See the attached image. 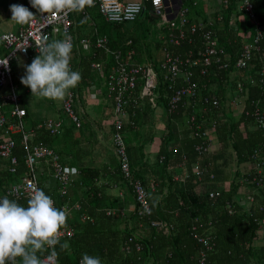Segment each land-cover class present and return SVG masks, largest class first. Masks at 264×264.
<instances>
[{
    "label": "trees",
    "instance_id": "1",
    "mask_svg": "<svg viewBox=\"0 0 264 264\" xmlns=\"http://www.w3.org/2000/svg\"><path fill=\"white\" fill-rule=\"evenodd\" d=\"M250 2L263 33L259 49L254 52L251 60V69L235 72L232 68L211 67L209 76H200L198 73L200 68L194 69L196 81L206 86V91L200 89L197 101H200L201 97L205 95L216 96L220 102L223 98L226 100V92L234 88L236 79L243 81L245 74L256 77L257 71L264 67V0H250ZM141 4L143 12L135 22L131 23L132 28H129L127 24L107 23L97 11L91 17L92 21L87 19V22L81 23L83 20L81 16L77 15L75 22L78 27L86 24L90 29L89 35H106L110 41L109 45L114 51L120 50L125 54L128 50L133 49L136 56L133 57L132 62L150 66L158 77L155 103L165 110L167 124L165 126L166 135L163 136L157 161L151 165L142 162V165H139L143 148L154 138V134L150 130L154 109L149 98H142L139 106L135 109H131L133 105L131 106L127 123L122 130L123 136H125L124 133L128 134V137H124V139L126 140V151L133 174L131 181L140 180L146 188L149 195L151 217L149 219L139 218L136 203L133 212L122 214L118 210L117 198L105 193L110 188L105 190L103 189L105 186H99L98 181L103 178L102 175H108V181L112 185L117 184L120 189L129 190L133 197L129 183L122 180L117 160L112 173H108L107 168H78V175L69 188L68 194L64 197L58 193L56 183L55 189L52 190L41 186L38 179L40 188L53 199L56 208L60 209L61 206L67 205L70 209V214H67V226L72 228L74 235L67 241H60V243L67 242L70 245L67 250H61L59 245L56 246L58 260L62 264H79L82 255L87 253L90 256H98L102 264H198L203 248L198 244L195 236L203 237L210 233L214 237V246L206 253L204 264H264V241L258 240L256 224L264 218V186L258 188L253 182V177L257 171L254 174L250 169L247 173L248 167L245 170L239 167L250 160L255 150L264 156L263 133L261 130L253 128L251 118H246L244 114L240 115L237 120L234 119V116H230L227 121H222L223 114L229 110L222 103V114L220 118L218 117L219 124L215 132L219 148L215 149L216 151L213 150L212 153L214 155L221 152L220 157L217 158L223 159V167L229 162L233 168H236L232 171L231 183L226 187L218 188L213 197L209 195L208 191H202L198 188L197 179L192 174L180 184L181 186L174 183L172 175L167 170L170 163L176 165L184 163L188 173H193L191 165L195 162H199L201 165L206 164L205 161L210 153L200 157L201 160H199L194 152V146L198 140L191 137L182 138V136H188L190 130L186 129L185 125L178 124L184 117L181 110L173 112L169 110L168 101L172 91L169 89L168 83L163 81L160 65L164 49L182 56H185L189 51L195 55L201 44L197 35L190 37L191 42L185 40L180 47L168 46L167 40L154 45L148 44L146 35L148 31L141 28L140 24L144 20L146 23H150L152 8L147 0ZM225 6L227 7L223 8L219 14L214 15L211 20L215 22V35L222 51L221 58L223 60L229 59L232 62L238 56L243 45L249 41V38L242 35L240 27L245 26L250 31V35H254L255 27L243 11L237 12L235 22L229 23V13L231 10L234 11L237 6L232 2L222 3V7ZM193 10L195 11V8ZM218 15H221L223 24H219L217 21ZM202 21L206 20L203 19ZM128 41H131L130 46L127 45ZM77 43L78 41L74 43L78 55L75 66L81 73V81H85L87 76L99 75L104 84L105 74L108 70L99 73L93 71L91 65L95 62L107 63L112 60V57L105 56L103 52L83 51ZM152 47L159 51L156 52V56H148V61L137 58L138 49L147 50L151 54L149 50ZM4 52L5 50L0 46V56ZM139 90L140 88H137L138 92ZM136 96L138 95L136 94ZM252 102L253 106L264 110V92L257 87L248 85L247 110H251ZM20 106L23 108L21 102ZM75 109L77 112L76 105ZM26 117L27 113L23 119L24 128L27 131H33L28 140V146L40 141L48 144L53 138L67 134L69 129L66 127H74L70 122V125H67L66 121L62 134L52 137L45 129H37V125L43 121L28 129L24 122ZM207 117L215 118L216 112L208 113ZM145 127L148 129H144ZM11 139L15 142L12 156L17 159V171L15 174H11L9 162L0 157V196L4 195L5 189L26 170L24 163L26 149L22 143V135L13 134ZM52 149L54 148L52 147ZM227 150H230V153H227ZM183 156H186L187 162L183 161ZM160 157L165 158L161 163ZM61 163L64 166L62 159ZM211 164H213L212 161ZM146 165L151 169L153 175H157V179H154L152 184L153 191H151L149 180L143 178L144 173L141 171L142 166L145 167ZM41 166H45L52 174L50 167L41 161L36 166L37 175ZM211 168L210 171L213 173H209L215 176L214 180L221 181L225 173L214 169L213 166ZM146 172L148 173L147 170ZM242 181L246 184L248 195L253 197V202L248 203L247 208L240 206L239 199L242 197L244 200L246 199V194L240 193ZM156 183H158L157 187L159 188H155ZM111 184L107 183V187H112ZM70 192H74L75 199H71ZM19 204L26 207L27 201L19 202ZM228 204L234 207L235 213L232 215L226 211ZM75 205H79L80 209L74 210ZM109 211H112V214L107 215ZM83 217H87L89 220H83ZM151 221H160L164 223V226L151 227ZM135 244H139L141 250H136ZM37 255L42 260L46 252L43 255L39 253Z\"/></svg>",
    "mask_w": 264,
    "mask_h": 264
},
{
    "label": "built area",
    "instance_id": "2",
    "mask_svg": "<svg viewBox=\"0 0 264 264\" xmlns=\"http://www.w3.org/2000/svg\"><path fill=\"white\" fill-rule=\"evenodd\" d=\"M149 1L153 16L161 20V25L158 26L163 31L164 39L168 41V46L180 47L181 44L190 37L197 35L200 41V48L195 55L193 52H187L185 56L175 53L171 50L164 49L162 63L160 65L163 71V81L168 83L169 89L172 91L168 101L170 111L181 110L186 118L185 126L190 130L192 138L198 140L194 146V152L199 160L211 152L212 143L216 142L215 132L219 124L218 117L221 116V102L216 96L205 95L198 100L200 89L206 91V86L198 83L195 79L194 69L200 68V76H209L211 67H219V69L232 68L237 71H248L251 69V60L254 52L258 51L259 43L262 40V31L260 30V22L258 21L253 10L250 0H220L223 4L232 2L236 4V9L229 13V23L235 22L237 12L243 11L253 23L255 27L254 35H250V31H242V35L249 38V41L243 45L238 56L230 62L229 59L223 60L221 58V48L219 41L215 35L214 21L207 19L206 21H192L190 18L192 9L199 6L198 0H162V4L157 6L153 0ZM16 4L23 5L32 11L35 15L34 19L27 25H18L17 32H3L0 33V46L5 50L6 55L0 56V59L8 60V68L0 65V157L9 162L10 173L15 174L17 169V159L12 156V150L15 147V142L11 139L13 134L22 135V143L26 149L25 156V172L18 176L13 184H10L5 189V194L0 196H8L9 199H15L17 202L27 201L30 195V184L35 183L39 188L38 175L36 173V166L39 162H45L52 171V176L57 184V190L61 197L68 194L78 172H69L61 163L59 154L50 148L44 142H37L32 146H28L32 130L27 131L24 128L23 119L26 115V110L20 106V97L17 93L18 86L13 82V69L11 63L23 59L25 62H32L38 55L35 41L41 35H47L49 42L52 40H62L65 35L70 37L73 45L72 54L74 51V43L78 41V46L83 51H98L103 52L105 56L112 57L111 61L107 63L95 62L91 65L93 71L102 73L106 72L104 86L107 91V96L112 103V147L113 154L118 161L122 180L127 181L131 187L135 203L138 206L137 216L139 218L151 217V209L148 202V192L140 180L132 179L130 162L126 151V142L123 136V127L126 125L129 115V109L133 105L135 109L139 106L142 98H149L153 107H155L156 84L157 75L154 70L146 64H138L132 62L135 55L133 49L128 50L123 54L120 50L114 51L109 45V38L103 36H87L78 38L75 34L77 15L84 20L87 17L90 20L88 10L95 9L102 19L107 23L112 24H131L143 12L141 2H132L127 0H94V5L86 7L82 12H70L61 14L59 16L45 15L36 12L29 3V0H17ZM139 6L140 11L133 14V17L125 18L130 8ZM225 7H221L226 8ZM221 9V10H222ZM207 11V8L204 10ZM119 17V21L110 19V17ZM219 24H223L221 15L217 16ZM222 26V25H221ZM127 45H131L128 41ZM27 46L26 51H21L18 48ZM72 54L70 66L73 71H78L77 66L72 62ZM109 66L107 67V65ZM107 67V69H106ZM235 79V78H234ZM179 83V84H178ZM248 84L250 87H257L264 92V67L259 69L256 77L245 74L244 80L236 79V84L233 92L240 96L239 101H234L236 110L233 111L237 118L240 115H245L246 118H251L253 128L259 129L264 137V110L253 106L251 103V110L246 109V101L248 97ZM137 88H140L139 92ZM136 94L138 96H136ZM77 93L70 90L61 105V112L65 118H48L37 125V129H45L52 137H57L62 134L65 122H70L75 128L81 127L80 117L76 112L75 105L77 103ZM231 106V104H229ZM228 106V107H229ZM8 111L5 112V108ZM130 109V110H131ZM216 112V117H207L208 113ZM134 114V113H133ZM225 121V120H222ZM164 157H160V163L164 161ZM187 158L183 156V161ZM253 160L247 166V173L251 172L257 174L253 177V182L258 188L264 186V156L257 150L254 151L250 158ZM254 170V171H253ZM190 174H184V177H173V181L185 182ZM194 177L199 184L202 183L206 175L208 180L213 182L215 176L209 174L205 167L199 162H196L193 167ZM203 184V183H202ZM246 184L242 181L240 185V193L245 191L247 204L253 202V197L248 195ZM207 191V190H206ZM217 189L208 191L209 195L213 197ZM54 206L56 204L54 202ZM62 210L68 212L67 205L61 206ZM79 205L74 206V210H79ZM226 211L232 215L235 213L234 207L226 205ZM112 214L109 211L107 215ZM83 220H89L83 217ZM258 240L264 241V218L256 222ZM151 227H163L164 223L160 221H151ZM74 231L72 228L66 226L61 229L60 241H67L72 238ZM198 244L203 248L200 252L198 264H204L206 253L214 246V237L210 233L203 237L195 236ZM136 245V250H141L139 244ZM126 251V246H125ZM43 264H62L55 253L51 249L46 251V255L42 259ZM80 264V262H79Z\"/></svg>",
    "mask_w": 264,
    "mask_h": 264
},
{
    "label": "crops",
    "instance_id": "3",
    "mask_svg": "<svg viewBox=\"0 0 264 264\" xmlns=\"http://www.w3.org/2000/svg\"><path fill=\"white\" fill-rule=\"evenodd\" d=\"M127 1L144 2V0H127ZM198 2L200 3L202 2V5L199 9H195V11L191 12L190 18L192 21H199L197 19L194 20V18L192 19V17L200 14L201 11H202L201 14L203 16L205 13H207L209 8H211V12L209 15L206 14L205 16H212V15L214 16L221 12L222 2L220 0H198ZM1 5L2 3H0V6ZM206 8L207 11H204ZM88 13L90 14V21H92L91 17H93L96 14V10L90 9L88 10ZM157 19L158 18L153 16L152 13L150 14V19H149L150 23L156 22ZM127 26L129 28H132L131 24H127ZM158 29L160 30L159 27ZM89 32L90 29L86 24H82L79 27L77 25L75 27V34L77 35L78 38L91 36L89 35ZM164 40H166L164 39V34H161L155 40H151V41L148 40L147 43L150 45H154L157 44L158 42L163 43ZM149 51H151V54H149L147 50L138 49L137 58H143L144 61H148L149 60L148 56H156L157 55L156 52H159L158 49H156L155 47H152V49ZM134 56H136V52ZM77 58L78 55L76 54V50L74 48L72 54V62L74 65L77 64ZM19 60L13 63L15 66V71H13V82L15 85L19 83L18 85L21 86L22 85L20 83V78L22 77L21 75L22 73H25V66L29 65L30 63L25 62L23 59H19ZM101 78L102 77L99 75L96 76L94 75L93 77L87 76L85 81L84 80L81 81L77 87L72 89L73 91L76 90L78 96L76 107H77V113L80 116L81 127L77 129L75 127L68 126L66 127L67 129H69V132H67V134H65L62 137L53 138L47 144L50 148L53 147L57 151V153L60 154L65 168L72 173H73L72 171L73 169L75 170V172H78V168L81 167L107 168L108 173H112L114 171L113 168H115L116 166V162H115L116 158L113 154V147L111 141V132H112L111 125L113 121L112 103L107 95L106 97H101L103 93H105L104 84ZM22 86L25 88L24 85ZM30 93H31L30 89L27 88L25 90V94L30 95ZM18 95L20 97V102L22 103L23 108L26 110L27 113V117L24 120V122L26 123L28 129L31 128V126L40 123L48 118H59L61 116L60 113L51 116V114L48 113L50 111L48 107L45 108L43 114H38L35 111L34 113L31 114V111H29L28 109V104H32V103L29 101L27 103L24 96H22L20 93H18ZM49 102L50 101H45V100L38 101V103H42L45 106H47ZM153 109L154 110L152 113V120H151L152 127L150 128V130L153 132L154 138L149 144L145 145V147L143 148V153L141 154L139 165H142V163L151 165L154 164L155 161H157V156L161 151L163 136L166 135L165 126L167 124V114L165 113V110H163V108H160L157 105H155ZM226 114H229V116H227ZM226 114H223L224 118L222 120L227 121V119H229L230 116H234L235 120L238 119L237 115H235V113L231 112L230 110H228ZM185 121L186 118L182 117L181 121L178 124L185 125ZM66 124L70 125L69 122H67ZM148 127H145L144 129H148ZM124 135L125 138L128 137L127 133H124ZM183 137L192 138L190 132L188 136L185 135L182 136V138ZM218 148L219 147L217 141L212 143L210 154L212 153L213 150L215 149L217 150ZM210 154L207 156V159L205 161L206 164L203 165L206 171L208 173L212 172L210 170H212L211 167L213 166L214 169L218 171H223L225 173V176L221 181L214 180L213 182H210L208 180V175H206L205 176L206 178H204L202 181L203 184L198 183V188L202 191H206V190L210 191L213 189H218L221 187L228 186L232 180L231 179L232 171L236 170V168H233V165L230 164L229 162L228 164H226V166L223 167L222 165L224 164L223 159L217 158L220 157L221 152H218L214 155L213 153L211 155ZM211 161L213 164H211ZM184 162H187V159ZM194 164L191 165L192 170ZM148 165H146L145 167L142 166L141 171H143L144 173L143 178H147L149 180L151 191H153L154 188L152 187V184L154 179H157V175L152 174L151 169L148 168ZM184 165H185L184 163L180 165L179 164L176 165L175 163H170L167 170L170 173V175H172V178L176 176L184 177V174H192V173H188L187 168ZM146 170L148 171V173L146 172ZM102 176L103 178L98 181V184L100 187L105 186L103 188L105 190L107 188H110V190L107 189L105 193L109 194L111 197L117 198L118 200L117 202L119 206L118 210L122 214L133 212L135 208V202L130 191L122 188L120 189V186L117 184L112 185L108 181L109 178L108 175H102ZM38 179L41 182V186L52 190L55 189L56 186H55L54 178L51 172L45 166H41L40 169L38 170ZM107 183L111 184L112 187H107ZM174 183H178V185L182 184L181 182H177L175 180ZM157 186L158 183L155 184V188ZM70 193L72 195L71 199L72 200L75 199L76 197L74 196V192H70ZM244 193L245 191H242L243 195ZM239 200H240V206L243 208H247L246 207L247 203L244 201V198L242 197ZM68 213L70 214V209L68 210L67 214Z\"/></svg>",
    "mask_w": 264,
    "mask_h": 264
},
{
    "label": "clouds",
    "instance_id": "4",
    "mask_svg": "<svg viewBox=\"0 0 264 264\" xmlns=\"http://www.w3.org/2000/svg\"><path fill=\"white\" fill-rule=\"evenodd\" d=\"M159 6L162 0H153ZM36 12L59 16L70 12H82L94 5V0H29ZM11 20L18 25H27L34 13L20 4L10 5ZM137 5L130 8L125 18L139 12ZM119 21V17H110ZM87 22V17L81 23ZM35 46L38 55L25 66V75L20 83L29 88L32 96L52 101H63L70 89L77 87L81 73L70 66L73 45L70 37L49 42L47 35H41ZM26 51L27 46L18 48ZM0 65L8 68V60L0 59ZM75 172V170H72ZM27 206H22L8 196L0 198V264H43L40 256L49 249L55 253L59 245L67 250V242L60 243L61 229L67 226V212L54 206L53 199L35 183L30 184ZM80 264H102L98 256L82 255Z\"/></svg>",
    "mask_w": 264,
    "mask_h": 264
},
{
    "label": "rangeland",
    "instance_id": "5",
    "mask_svg": "<svg viewBox=\"0 0 264 264\" xmlns=\"http://www.w3.org/2000/svg\"><path fill=\"white\" fill-rule=\"evenodd\" d=\"M16 1L17 0H0V3H2V5L0 6V33L8 32V31L17 32L18 24L16 25V23L11 20V12L9 10L10 9V5L16 4ZM201 5H202V2L201 3L199 2V6H198L197 9H199L201 7ZM201 12H200V14L195 15L194 17H192V19L194 18V20L197 19L199 21H202L203 18H204V20H207V19H211L212 16H213V15L212 16H205L206 14L207 15L210 14L211 8H209L207 13H205L203 16H202ZM142 22L143 23L140 24V27L141 28H145L148 31V33L146 35H147L149 41L155 40L161 34H163V31L158 29V26L161 25V20L160 19H157L156 22H153V23H146L145 20L142 21ZM240 28H241V31H247V28L245 26H241ZM1 55L5 56L6 52H4ZM11 66H12V63H11ZM12 69H13V71H15L14 64H13ZM161 74L163 76V71H161ZM24 75H25V73H22L21 76H24ZM155 84H156V89H157L158 77H157V80H155ZM18 87H20V88H18L19 90H17L18 93H20L22 96H24V98H25L27 103H28V101L32 103V104H28V109H29V111H31V114L34 113V111L36 113H38V114H43L45 108L48 107V109H50V111L48 113L51 114V116H54L57 113H60V115H61L60 117L61 118H65L64 115L61 113V110H60L63 101H52V100H48L46 98L35 97V96H32L31 93H30V95H27V94H25V90L27 89V87L24 88L22 85L21 86L18 85ZM104 92L105 93H103V95L101 97H106V89H105V87H104ZM226 93H227V95L225 96L226 100L223 98L222 101H221V104L224 103L226 105V107H228L229 104H231V106H229L228 109L231 112H233V111L236 110L235 105H232L233 102L234 101L237 102L241 98H240V96L239 97L237 96V93L233 92V88H231V90L229 89ZM39 100L40 101H44L45 100V101H50V102L48 103V105L46 104L47 106H45L42 103H38ZM8 109L9 108L6 107L5 108V112H7ZM226 115L229 116V114H226ZM54 119H56V118H54ZM227 153H230V150H227ZM252 162H253V160L250 159L247 163L242 164L239 167H240V169L245 170L247 168V166H249L250 163H252Z\"/></svg>",
    "mask_w": 264,
    "mask_h": 264
}]
</instances>
